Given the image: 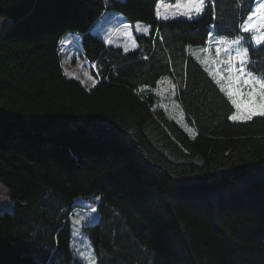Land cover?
<instances>
[{"label": "trees", "instance_id": "16d2710c", "mask_svg": "<svg viewBox=\"0 0 264 264\" xmlns=\"http://www.w3.org/2000/svg\"><path fill=\"white\" fill-rule=\"evenodd\" d=\"M166 0H0V264H81L69 217L90 198L83 228L95 264H264V116L231 121L225 91L189 46L235 38L251 0H206L199 18L162 21ZM105 11L141 23L137 49L91 33ZM80 36L96 84L66 78L59 46ZM250 40V38H249ZM247 67L264 73V44ZM163 79L192 130L155 93ZM162 81V82H161Z\"/></svg>", "mask_w": 264, "mask_h": 264}, {"label": "rangeland", "instance_id": "374dc122", "mask_svg": "<svg viewBox=\"0 0 264 264\" xmlns=\"http://www.w3.org/2000/svg\"><path fill=\"white\" fill-rule=\"evenodd\" d=\"M117 1L122 2L124 0ZM190 7L191 5L186 3V0L162 1L157 7V17L159 14L160 18L158 19L162 21L173 19L189 20L187 16L179 15V13L187 12ZM164 17H168V19H164ZM7 24V20L0 18V35ZM126 25L127 26L124 27L125 24L121 15L115 12L105 11L92 28L91 33L103 40L106 45L110 43V46L121 48L124 52H130L137 49L135 36H147L149 28L141 23ZM145 28L148 29L147 34L144 32ZM220 38L221 37H213L211 41L209 38L205 45L202 46H189L187 49L188 53L208 73L217 86L220 89H224L223 91H225L226 95L228 90L236 92L238 88H241V90L246 93L250 89L248 86L243 85L244 78H241L240 85H237L235 74H230L226 71L228 65L225 61L228 60V53L225 52V49L228 45L225 43L217 44L215 41H219ZM243 42L244 40L241 41V44ZM79 45L80 36L78 34L68 33L62 37L59 46L60 65L66 78L78 81L85 90H89L96 84V79L91 73V66L81 56ZM217 47L221 49L219 55L217 54ZM230 75L231 79L229 78ZM162 81L155 93L160 96L163 108L166 110L167 115L174 120L183 132L192 136V130L183 122L182 113L172 100L170 86L166 82L167 79H163ZM244 98L247 99V96ZM234 99H237V97H234ZM233 114L243 117L246 115V112L243 109H236L231 115ZM244 120L246 119L241 118L235 121ZM90 200V198L83 197L74 198V204L82 206L83 209L78 208L74 210L69 217L71 233L70 252L72 258L81 264H90L91 259L94 258L89 238L83 230L85 226L91 225L97 221L96 212L93 213L88 209ZM10 206L6 193L0 188V211L9 210ZM76 219H81V223L76 224ZM80 253H83V259L80 257Z\"/></svg>", "mask_w": 264, "mask_h": 264}, {"label": "snow or ice", "instance_id": "6c2138e0", "mask_svg": "<svg viewBox=\"0 0 264 264\" xmlns=\"http://www.w3.org/2000/svg\"><path fill=\"white\" fill-rule=\"evenodd\" d=\"M186 3L191 5V7L187 12H181L179 15L187 16L189 20L199 18L206 6V0H186ZM251 5L247 16H242L239 28L237 29L239 33L247 34V36L237 35L233 39L221 37L219 41H215L217 44L225 43L228 45L225 49V52L228 53V60L225 61L228 65L226 71L230 74H235L237 85H240L241 78H244L243 85L248 86L250 89L246 93L241 88H238L236 92L232 90L227 91L231 104L237 110L243 109L246 112V115L243 117L236 114L231 115L229 119L234 121L241 118L250 120L256 115L264 116V73L257 75L249 70L247 66L253 62L249 59L248 47H244L241 44L242 40H248L250 44H254L257 47L264 44V0H251ZM158 18H160L159 14ZM164 19H168V17H164ZM144 32L147 34L148 29L145 28ZM214 35V32L210 30V41ZM220 50L217 47L218 55ZM229 78L231 79V75ZM221 90L223 91L224 89L222 88ZM234 95L239 96V99L232 98ZM245 96H247V99L244 98ZM91 211L95 213L97 209L92 208ZM75 223L80 224L81 219H76ZM79 255L82 259L84 258L83 253ZM90 264H95L94 258L91 259Z\"/></svg>", "mask_w": 264, "mask_h": 264}, {"label": "crops", "instance_id": "0c3cea01", "mask_svg": "<svg viewBox=\"0 0 264 264\" xmlns=\"http://www.w3.org/2000/svg\"><path fill=\"white\" fill-rule=\"evenodd\" d=\"M127 25L125 24V26L124 27H126ZM106 43H108V42H106ZM108 45H110V43H108Z\"/></svg>", "mask_w": 264, "mask_h": 264}, {"label": "built area", "instance_id": "2783aa9c", "mask_svg": "<svg viewBox=\"0 0 264 264\" xmlns=\"http://www.w3.org/2000/svg\"><path fill=\"white\" fill-rule=\"evenodd\" d=\"M238 99V98H237Z\"/></svg>", "mask_w": 264, "mask_h": 264}]
</instances>
